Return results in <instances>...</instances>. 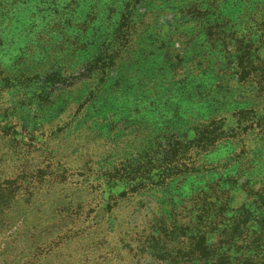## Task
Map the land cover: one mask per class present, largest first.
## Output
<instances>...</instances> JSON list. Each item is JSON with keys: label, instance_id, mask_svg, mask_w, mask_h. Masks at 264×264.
Returning <instances> with one entry per match:
<instances>
[{"label": "rangeland", "instance_id": "rangeland-1", "mask_svg": "<svg viewBox=\"0 0 264 264\" xmlns=\"http://www.w3.org/2000/svg\"><path fill=\"white\" fill-rule=\"evenodd\" d=\"M10 1L0 264H208L215 220L264 248V0Z\"/></svg>", "mask_w": 264, "mask_h": 264}, {"label": "trees", "instance_id": "trees-1", "mask_svg": "<svg viewBox=\"0 0 264 264\" xmlns=\"http://www.w3.org/2000/svg\"><path fill=\"white\" fill-rule=\"evenodd\" d=\"M19 1H23V0H19ZM71 1L72 0H61V1L60 0H38V4L41 5L43 3L45 8L43 6L42 9H44L45 11H47L48 8H50V11H52L51 13H56V11H58L59 13H62L63 21L67 18L69 19L72 15L79 14L85 6V1L88 2L89 8H92V12H93V8H95L96 6V0H73L76 2V4H70V6L67 5ZM61 2L65 4L64 5L62 4L61 6ZM17 3L18 2L14 4V1L12 0L10 1V6L12 4L16 5ZM80 3H83V5ZM64 10H67V12H65ZM86 12L90 13L89 11H86ZM88 17H90V14ZM84 18L86 17H83V19ZM230 21H234V18H231V20H228L229 23ZM223 23H226V22H221V25ZM81 24H82L81 30H85L88 24V18L87 20L85 19V21H83ZM237 24L238 22H232L228 24L229 26H227L226 29H223V30H234ZM260 24H262V19L260 17L255 16L254 19L252 18L250 20V23L248 26L246 25L242 26V30L244 29L257 30L259 29ZM215 139L216 137L214 136V134L203 136L202 133H198V137L195 140L197 141L198 143L197 145L199 147L204 148V147H210L211 145H213V142ZM217 210L218 212L221 213L222 207H218ZM218 222L220 221L219 220H215L214 222L210 221L208 222L207 225L209 226L210 230H212L213 232L216 231L215 236L217 238L216 241L219 244L218 246L225 247L226 250L229 251V254L226 251L222 252L216 257L214 262H210L208 264H230V261H232V258H230L231 257L230 255H233V254L237 255V256L234 255L236 257L233 258L237 260L235 264H264V259L259 260L261 256L257 254V251L264 253V248L259 249V246L252 248V246H250L251 244L249 243L248 244H237V242L241 240L239 237L240 233L234 227V221L232 223L231 222L225 223V225L222 226V228H219V226L217 225Z\"/></svg>", "mask_w": 264, "mask_h": 264}]
</instances>
